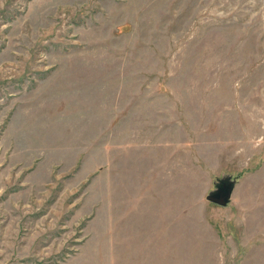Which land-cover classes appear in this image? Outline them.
Instances as JSON below:
<instances>
[{
    "label": "rangeland",
    "instance_id": "rangeland-1",
    "mask_svg": "<svg viewBox=\"0 0 264 264\" xmlns=\"http://www.w3.org/2000/svg\"><path fill=\"white\" fill-rule=\"evenodd\" d=\"M0 264H264V0H0Z\"/></svg>",
    "mask_w": 264,
    "mask_h": 264
},
{
    "label": "water",
    "instance_id": "water-1",
    "mask_svg": "<svg viewBox=\"0 0 264 264\" xmlns=\"http://www.w3.org/2000/svg\"><path fill=\"white\" fill-rule=\"evenodd\" d=\"M233 186V182H219L215 191L205 197L206 201L220 207H225L231 199Z\"/></svg>",
    "mask_w": 264,
    "mask_h": 264
}]
</instances>
